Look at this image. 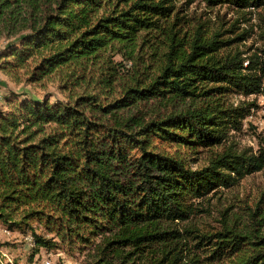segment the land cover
Returning <instances> with one entry per match:
<instances>
[{"label":"trees","instance_id":"obj_1","mask_svg":"<svg viewBox=\"0 0 264 264\" xmlns=\"http://www.w3.org/2000/svg\"><path fill=\"white\" fill-rule=\"evenodd\" d=\"M175 1L0 0V70L63 94L0 105V224L29 231L32 255L64 246L89 264H264L256 228L190 222L207 195L264 167V149L225 146L245 114L221 99L264 98V25L242 56ZM202 1L264 22V0Z\"/></svg>","mask_w":264,"mask_h":264},{"label":"rangeland","instance_id":"obj_2","mask_svg":"<svg viewBox=\"0 0 264 264\" xmlns=\"http://www.w3.org/2000/svg\"><path fill=\"white\" fill-rule=\"evenodd\" d=\"M175 5L180 8L178 14L184 16V21L189 25L202 23L207 37L214 29H218L222 32L219 39H233L227 47L231 51H242V56H251L262 44L259 34L264 22L259 19L257 12L240 11L226 5L210 7L202 0H176ZM186 28L184 25L183 29ZM5 42L4 38H0V50ZM243 65H249V60L246 59ZM0 91L3 96L0 105L3 108L6 97L22 91L37 95L45 91L52 94L51 100L53 97H63L54 83H47L44 89L24 82L16 84L1 70ZM221 99L226 106L241 112L244 110L245 114L236 129L228 130L225 146L240 153L257 155L259 150L264 149V98L258 94L227 92ZM205 163L206 158L203 156L195 166ZM203 205L206 211L190 219L191 223L203 230H220L226 225L243 234L256 228L264 235V167L239 177L228 187L218 188L215 193L207 195ZM183 224L179 223L178 227L182 228ZM32 248L33 241L29 231H10L0 224L1 264H89V256L85 253L66 250L64 246L40 248L39 252L33 255Z\"/></svg>","mask_w":264,"mask_h":264},{"label":"built area","instance_id":"obj_3","mask_svg":"<svg viewBox=\"0 0 264 264\" xmlns=\"http://www.w3.org/2000/svg\"><path fill=\"white\" fill-rule=\"evenodd\" d=\"M1 97H2V93H1V91H0V99H1Z\"/></svg>","mask_w":264,"mask_h":264}]
</instances>
